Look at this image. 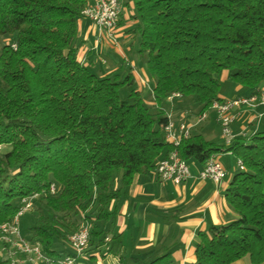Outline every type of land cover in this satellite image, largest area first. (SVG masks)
<instances>
[{
    "label": "trees",
    "instance_id": "obj_1",
    "mask_svg": "<svg viewBox=\"0 0 264 264\" xmlns=\"http://www.w3.org/2000/svg\"><path fill=\"white\" fill-rule=\"evenodd\" d=\"M120 5L135 21L130 31L152 82V106L131 71H99L77 58L84 42L79 22L91 0H0V36L11 38L0 47V224L12 220L22 198L37 194L21 232L51 256L84 223L88 245H102L122 190L172 148L161 108L171 93L192 96L201 114L222 101V71L243 87L264 85V0ZM218 148L190 133L177 150L183 160L205 164ZM225 150L243 164L224 194L236 217L199 231L187 264H231L244 256L264 264V131L235 137ZM111 241L107 252L118 254L120 235ZM167 256L148 264H172L163 262Z\"/></svg>",
    "mask_w": 264,
    "mask_h": 264
},
{
    "label": "crops",
    "instance_id": "obj_2",
    "mask_svg": "<svg viewBox=\"0 0 264 264\" xmlns=\"http://www.w3.org/2000/svg\"><path fill=\"white\" fill-rule=\"evenodd\" d=\"M97 1L91 0V5ZM129 10V7L121 5L111 36L103 35L89 18H83L79 22V31L84 42L77 52V58L84 64L91 63L93 67L101 63L99 71H131L145 100L149 93L153 98L152 86H147L145 59L137 53V49L134 50L132 44L136 35L130 30L135 21L130 18ZM221 74L220 81L228 82L227 71ZM229 89L228 95L221 94L219 90L222 101L248 97L254 93L264 98V85L252 89L233 82ZM182 99L180 96L166 100L173 102ZM162 110L176 126L185 123L190 126V133L200 134L205 140L219 146L214 155L225 170L224 178L218 182L201 179L198 173L205 164L195 159L186 161L191 175L179 184L160 181L155 170L137 175L122 190L116 202L113 222L104 229V244L98 247L88 245L83 255L77 258V264H148L165 254L168 256L163 262L187 264L194 260L199 231L227 224L236 217L227 205L224 194L236 173L234 169L238 167V159L225 150L227 145L221 135L216 112L206 110L204 119L198 120L201 114L184 101L169 110ZM263 111L264 106L259 101L254 107H233L230 111L233 116L230 124L233 138L264 131ZM113 235H120L122 242L118 254L107 252ZM56 250L57 254L71 253L68 244L59 245ZM231 264H250L249 257L244 256Z\"/></svg>",
    "mask_w": 264,
    "mask_h": 264
},
{
    "label": "built area",
    "instance_id": "obj_3",
    "mask_svg": "<svg viewBox=\"0 0 264 264\" xmlns=\"http://www.w3.org/2000/svg\"><path fill=\"white\" fill-rule=\"evenodd\" d=\"M120 0H98L93 5L82 11V14L89 18L93 25L104 35L111 36L120 13ZM12 46H15L12 44ZM177 92L171 93L167 99L179 98ZM259 101L264 106V98L258 94L248 97H240L226 101H214L210 108L216 112V120L220 126V132L229 145L233 139L230 124L233 120L231 109L241 105L254 107ZM205 112H202L198 120H203ZM262 114H259L261 116ZM264 115V111H263ZM166 141L171 145L168 154L159 160L155 172L160 181H169L179 184L188 178L191 173L188 164L183 160L177 150L181 141L190 135V126L179 123L177 126L168 118L164 126ZM239 170H243V164L237 161ZM201 179L208 178L214 182L222 180L225 176L223 166L216 160L215 155H211L205 163L203 169L198 173ZM50 191L55 192L54 185H50ZM37 194L22 198L12 220L0 224V258L8 261L7 264H77L76 260L85 252L89 242V224L84 223L78 230L69 236L68 246L71 253H61L57 256L46 254L38 242L28 240L21 232L20 219L32 212L33 200Z\"/></svg>",
    "mask_w": 264,
    "mask_h": 264
},
{
    "label": "rangeland",
    "instance_id": "obj_4",
    "mask_svg": "<svg viewBox=\"0 0 264 264\" xmlns=\"http://www.w3.org/2000/svg\"><path fill=\"white\" fill-rule=\"evenodd\" d=\"M11 40V38L10 37H7V36H0V47H1V45L4 43V42H8V41H10ZM137 41H138V38L136 37V40L134 41V42H132V44L134 45V50H136L137 48H138V44H137ZM102 62V61H101ZM101 63H98V64H96L95 65V67H93V69L94 68H99V67H101ZM222 72H220V74H219V80L221 79V74ZM148 85L147 86H149V88H151V86H152V82L148 79ZM145 85V84H144ZM230 85H233V82H231V80H229L228 79V82H224V81H220V93L221 94H226V95H228L227 93H230L229 91H230V89H229V87H230ZM143 87H145V86H143ZM128 90H129V87H127V86H124V87H122L119 91H120V95H125L127 92H128ZM145 103L148 105V106H152L153 105V98H152V96H151V93H149V95L148 96H146V98H145ZM182 101H184V102H186L188 105H191L192 106V109L193 110H195V111H199V107H198V105L196 104V102L194 101V98L192 97V96H188V97H185V98H183L182 99ZM182 101H180V100H173V102H168L167 100H165V101H163L162 103H161V108L162 109H165V110H169L171 107H173V106H176V105H178V103L179 102H182ZM208 111H214L215 112V110L214 109H212V108H210V110L208 109ZM235 172H238L239 171V168L238 167H235ZM27 217L26 216H24V217H22L20 220V229L21 230H23V229H25L28 225H29V221L27 222ZM24 235V234H23ZM247 257V256H246Z\"/></svg>",
    "mask_w": 264,
    "mask_h": 264
}]
</instances>
